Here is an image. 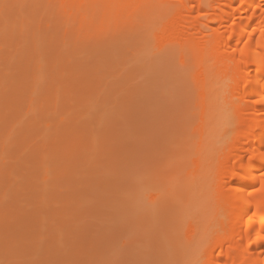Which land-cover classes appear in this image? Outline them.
<instances>
[{
	"label": "rangeland",
	"instance_id": "374dc122",
	"mask_svg": "<svg viewBox=\"0 0 264 264\" xmlns=\"http://www.w3.org/2000/svg\"><path fill=\"white\" fill-rule=\"evenodd\" d=\"M58 1L0 0V264H202L198 241L212 249L228 216L203 159L224 151L243 101L222 95L216 59L198 66L174 42L220 4L205 16L192 3L171 35L178 0H148L149 17L129 9L120 24ZM214 14L205 24L222 30Z\"/></svg>",
	"mask_w": 264,
	"mask_h": 264
},
{
	"label": "bare ground",
	"instance_id": "6f19581e",
	"mask_svg": "<svg viewBox=\"0 0 264 264\" xmlns=\"http://www.w3.org/2000/svg\"><path fill=\"white\" fill-rule=\"evenodd\" d=\"M59 1L62 2L63 6H66L67 3L68 7L70 5L69 3H71L72 6L70 5V8H74L75 6L72 2L77 4L75 8L77 6L79 8L81 7L79 9L80 12L78 13L80 14L81 20L84 22H87L88 20H92V22H94L97 19L104 20L103 17L112 13L113 14L111 16L114 15V17L118 13L122 16V14L129 9L132 10V12L138 13L139 9H144V6H146V3L148 2V0ZM201 1L202 0H178L181 5L179 8H174V11L171 12L170 26L168 25L169 29H167L169 30L168 34L171 33L172 35L173 31L176 32L178 30V24L180 26L179 22L180 20L183 21L182 18L185 16L182 14V11H191L190 9L192 3L198 4L199 9H197L199 11L197 10V13L202 11L201 15L204 12L208 13V9L211 10L212 3H219L220 7L218 4H216L217 7L212 4V8L216 7L217 9H215H219V12L215 11V13L213 9L215 14L213 12L210 13L214 14L212 17L216 15L215 19L218 20L217 25L218 27H223V29L221 30L217 27L214 28L211 24L212 27L208 26L209 29L212 30L211 34L209 36H205V40L202 39V29L205 30L207 25H209V23L205 24V22H209L212 19H210L211 16L209 17V15L212 14L208 13L209 15L207 16L206 13H204L205 16H207V19L209 18L210 20L208 19V21L203 18V16L202 18L207 21L202 19L204 26L199 27L198 22L190 20V17H193V15H191L188 11L190 16H186L184 18H188L191 21V24H189L188 20L185 22H188L186 26L192 28L194 27V35L192 34L193 36L191 35L190 37L179 39L176 37V42L173 41L174 39L169 41L168 38H173L169 35L170 37L167 36V41L168 43L170 42V44L173 42L176 43L180 48L185 47L186 50L194 55L193 57L196 58L198 66L203 63H207L208 61H205L207 58L208 60L209 58L216 59L215 67L218 69H215L218 74H224L223 76L228 75L227 78L229 79V83L226 85L227 87L225 91L222 92L224 94H220H222L224 98H232L234 95L238 94L241 98V102L243 101V104L241 103L239 106H235L229 110L228 118L230 121L229 127L231 128V136L228 142L225 143V146H223L224 151H222L221 155L216 157L214 160L212 156L208 157L207 155H212L215 151L214 148L217 147L215 146L212 149L213 145L210 146L209 144L206 146H210V148H205L208 151H211L210 154L209 152L208 154L206 153L207 155L205 157H208L210 160L208 158L207 160L203 159L206 163L203 161L202 163V159L198 157L193 162L195 171L200 169L199 163H205L206 167H211L212 171L209 173L211 178L208 181L213 184L214 192L222 195L223 201L221 203V210L228 213L225 222V231L219 235L217 240L215 238L217 244L214 245L212 249L207 250V246L203 245L201 240L198 241L196 248L197 258H200L202 264H264V0H206L205 5H202L203 2ZM86 7H91L92 10H94L92 14L93 16L87 13L88 11ZM146 11L147 9L143 11L140 10L138 14L140 15V13L143 14L144 12V14L149 17L148 11ZM184 11L183 13H187ZM120 12L123 13L121 14ZM130 12L131 11H128L127 13ZM71 14L69 15L74 17V15ZM201 15L197 14V17L195 15L194 18L196 17L197 19L198 16H200V19ZM142 16L143 15H141V17ZM117 17H115L116 20ZM69 19L72 20V18ZM123 20L124 19L121 18V23ZM73 21L71 23H73ZM182 21L181 23H184V21ZM198 21L200 22L201 20ZM96 22L100 23V21ZM118 22L120 24V21ZM210 22L212 23V21ZM203 23H201V25H203ZM73 25L76 26V24ZM98 25L95 26H102ZM196 26L199 29L196 28ZM208 27L207 30H209ZM70 28L72 30V26ZM75 28L78 29V27ZM87 29H89V27H87ZM71 30H66V32ZM80 30L82 31V29ZM75 33H77V30ZM158 35H152L154 38L153 40L166 39L163 34L161 36ZM239 37H241L240 46H238V44H234V40ZM157 40L155 42H158ZM209 69L211 68L209 67ZM209 72H207L208 75L207 73L202 75L199 74L195 84H203L201 80L205 81L206 78L208 79L206 76H210ZM217 80H219V78ZM214 84L219 88L220 84L216 81H214ZM206 91H202V97H206V94H204ZM202 127L201 123H199V125L197 124L195 127V134L198 132V135H196L199 137V140H202L201 138L204 139V136L202 137V135H205L208 131L204 132L205 129L202 130ZM195 134L193 133V135ZM196 143H198V141ZM207 150L204 151L207 152ZM43 174L42 180H44L46 176V174L44 176ZM203 186H205V184H201L200 187L203 188ZM197 191L198 190H196V192ZM192 192L193 191H191V193ZM207 198L210 199L208 196L204 197L205 200ZM186 233L190 235L188 229ZM198 259H196V261ZM196 261H193L192 263H195Z\"/></svg>",
	"mask_w": 264,
	"mask_h": 264
}]
</instances>
